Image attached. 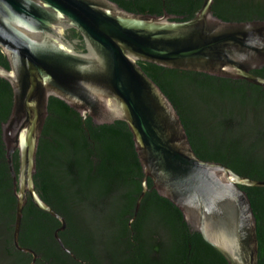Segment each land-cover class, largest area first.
Returning <instances> with one entry per match:
<instances>
[{
  "label": "water",
  "instance_id": "water-1",
  "mask_svg": "<svg viewBox=\"0 0 264 264\" xmlns=\"http://www.w3.org/2000/svg\"><path fill=\"white\" fill-rule=\"evenodd\" d=\"M213 3L204 0L193 19L177 21L166 12L131 13L112 0H0V48L11 63L10 70L0 66V78L13 89L12 111L2 124L17 198L13 244L33 255L32 264L36 252L19 242L29 197L61 223L54 237L73 255L59 236L67 226L65 218L39 196L34 179L51 97L96 124H128L145 175L134 217L150 178L153 188L229 264H259L257 222L241 186L264 188V181L198 158L174 106L138 64L245 80L264 88V78L252 73L264 66V21L226 22L213 14ZM67 28L84 38L86 53H78L66 40Z\"/></svg>",
  "mask_w": 264,
  "mask_h": 264
},
{
  "label": "trees",
  "instance_id": "trees-1",
  "mask_svg": "<svg viewBox=\"0 0 264 264\" xmlns=\"http://www.w3.org/2000/svg\"><path fill=\"white\" fill-rule=\"evenodd\" d=\"M144 15L193 19L204 0H112ZM213 14L226 22L264 21V0H214ZM81 37L72 33V38ZM4 65L7 62L0 56ZM180 116L196 156L241 176L264 181V88L245 80L169 69L139 61ZM264 78V66L252 71ZM13 107L11 84L0 78V264H32L33 255L13 244L17 198L7 162L2 124ZM37 152L39 196L67 223L40 210L29 197L19 242L37 254L35 264H229L188 223L182 211L153 188L134 217L144 172L125 121L96 124L51 97ZM19 173V151L13 156ZM257 222L259 264H264V188L241 186Z\"/></svg>",
  "mask_w": 264,
  "mask_h": 264
},
{
  "label": "flooded vegetation",
  "instance_id": "flooded-vegetation-1",
  "mask_svg": "<svg viewBox=\"0 0 264 264\" xmlns=\"http://www.w3.org/2000/svg\"><path fill=\"white\" fill-rule=\"evenodd\" d=\"M74 32L76 33L77 31L75 29H72V28H67L65 30V35H64L66 40L74 46L75 51H77L78 53H86L88 51V49H87V44H86L84 38L80 35V33H79V35L81 37L72 38V33H74ZM1 55L5 57L6 62H7V66L2 63L1 59H0V66L10 70L11 69V63L9 60V56L3 49L0 48V56Z\"/></svg>",
  "mask_w": 264,
  "mask_h": 264
}]
</instances>
